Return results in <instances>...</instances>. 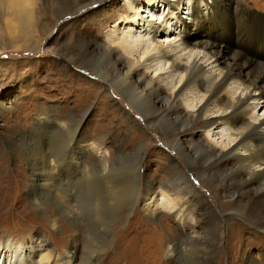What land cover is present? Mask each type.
Listing matches in <instances>:
<instances>
[{
	"label": "bare ground",
	"instance_id": "1",
	"mask_svg": "<svg viewBox=\"0 0 264 264\" xmlns=\"http://www.w3.org/2000/svg\"><path fill=\"white\" fill-rule=\"evenodd\" d=\"M64 1L77 13L102 0ZM107 1H112L111 6L119 12L115 19L104 17L103 37L97 34L87 40L88 23L75 26L74 35L66 39V44L85 58L82 68L100 78L98 82H87L73 102L78 105L86 101L96 86L120 94L146 125L140 134L143 143L135 148V154L151 153L143 140L147 137L146 129L151 127L160 133L169 149L186 161L187 169L165 154L172 174L155 186L142 180L140 157L134 152L127 168H122L119 161L131 156L123 144L110 151L103 145L104 139L94 140L77 129L90 108L84 105L78 112L70 109L68 117L74 128L62 148L41 154L37 162L26 151L25 167L17 166L20 170L17 172L27 170L26 195L33 205L42 204L36 189L46 188L56 212L70 218L81 208L72 202L71 196L78 197L83 188L88 190L90 183L100 179L98 190L94 188L88 198L87 208L91 211L90 217H97V224L104 227L106 243L112 242L110 228L114 214L123 208L119 215L125 216L133 207H138L140 214L149 219L162 212L169 213L179 226L177 238L169 239L164 248L160 240L152 259L157 257L159 249L164 250V259L176 256L180 261L192 260L198 252L206 256L211 247L209 241H215L212 240L213 219L198 227L200 214L195 215L194 207L202 208L203 219L210 217L211 207L202 200V192L191 175L209 188L216 183L212 192L222 198L228 196L220 206L237 205L248 213L246 205H252L253 199L258 198L263 200L260 211L264 213V56L245 43L250 26L263 25L260 15L238 0ZM36 11V0H0V26L18 43L16 49L24 44H19L20 41L33 37ZM93 17V21L98 18ZM43 32V27L35 28V42L39 43L37 38ZM68 55L69 52L65 53ZM94 57L95 63L90 64ZM67 60L75 63L73 56ZM103 97L105 101L99 98L100 103L95 106L104 111L112 108L110 112L105 111L108 120L116 121L118 117L119 123L134 122L130 113L125 115L122 108L121 113L119 108L109 106V95ZM56 122L60 121L53 113H38L32 126L19 130L17 135L28 136L38 127ZM199 127L209 143L202 144L193 137ZM3 163L0 157V167L4 169V174H0V196L6 198L20 183ZM247 193L248 199L244 201V195L239 194ZM2 197L0 203L5 202ZM49 223L50 227L57 228L58 219L49 218ZM142 228V225L136 226V230ZM239 228L237 223L230 226L228 232H235L228 234L230 241L239 238L236 232ZM157 232H161L159 227ZM122 235L118 237L116 250ZM18 240L9 236L0 238V264H66L69 261L75 264L78 259L75 242L70 243L69 250L58 254L50 249L42 235ZM247 264L264 263L254 257Z\"/></svg>",
	"mask_w": 264,
	"mask_h": 264
},
{
	"label": "rangeland",
	"instance_id": "2",
	"mask_svg": "<svg viewBox=\"0 0 264 264\" xmlns=\"http://www.w3.org/2000/svg\"><path fill=\"white\" fill-rule=\"evenodd\" d=\"M81 1L84 2V0ZM111 2L102 0L76 13L64 0H36L34 35L35 28L39 30L43 27L44 32L40 35L41 37L37 38L40 40L39 43L35 42L33 35L30 37L31 39L24 40L25 42L20 41L19 44H24L18 49L15 46L18 43L13 42L10 39V34L0 26V157L4 161L3 167L8 169L9 173L14 175L17 182L20 183L16 188L14 187L12 192L9 191L10 194L6 198L0 196V198H5V202L0 203V238L9 236L20 239L18 241H27L31 236L42 235L50 249L53 248L58 254L69 250L70 245L75 242V252L78 256L75 264L84 262L86 264H247L248 260L254 257L264 263V227H261V224H264V213L260 211L263 200L254 198L252 205H246L249 207L248 213H245L241 206L230 204L220 206V202L228 199V196L220 197L219 194L211 190L216 187V183L211 182L209 188L195 180L193 175H191V179L200 188L203 195L202 200L211 207L208 219H203L201 207H194L195 215L200 214V217H197L201 222L198 227H202L209 219H213L214 237L212 240L215 241H209L211 247L206 256L198 252L197 256L194 254L192 260L180 261L176 256L164 259L163 249H159L157 257L152 259L153 251L158 247L160 240L162 248H164L169 239L175 240L179 234L176 220L165 212L159 213L157 217L150 218L154 220H150L140 214L138 207H133L125 216L119 215L120 212H123V208H121L119 213H115L112 218L110 228L112 242L106 243L104 227L97 224V217L94 219L90 217L91 211L88 210V198L94 188L98 190L100 179L90 183L88 190L83 188L78 197L71 196L74 200L72 202L81 207L80 212L74 213L71 218L69 215H64L63 212H56L51 194L46 188L36 189L38 198L42 202L40 205H33L27 197L25 183L29 176L25 169L24 173H18L17 171L20 170L17 169V166L25 167L26 151L31 152L32 159L37 162L41 154L57 150L59 147V149L62 148V144L64 145L68 134L74 128V123L68 117L70 109L78 112L83 109L84 105L90 106L77 129L79 128L84 136L94 140L104 139L103 145L110 151L111 148L118 147V144H123L124 149L131 155L135 148L143 143L140 134L146 125L138 113L124 103L120 94L109 89V91H104L102 87L96 86V89L94 88L92 91L93 94L87 97L86 101L78 105L73 102L78 95L82 94L81 90L85 89L84 85L88 84L87 82H98L100 78L82 68L85 58L78 50L74 51L71 45H67L66 39L70 35H74L75 26L80 27L88 23L90 29L86 35L87 40L95 38L97 34L103 37L105 35L104 17L107 20H112L117 18L119 12L114 6H111ZM238 2L260 15V23L263 25L258 27L251 25L245 43L251 44L255 47L254 50L258 55L264 56V0H238ZM120 5L121 3L118 4V6ZM234 5L232 4V6ZM34 7L35 5H33ZM82 13H84L83 16L80 15ZM94 15H97L98 18L93 21L91 17ZM1 20L0 18V22ZM50 29L51 32H49ZM67 52H69V57H74L75 63L67 60L68 56H65ZM94 60L95 57L89 61L90 64L95 63ZM103 95H109V106L114 109L119 108L121 113L125 111V115L130 113L134 122L119 123L118 117L116 121L108 120L105 111L110 112L112 108L108 107L104 111L95 106L99 102V98L105 101ZM120 108L123 110L120 111ZM42 112L53 113L60 122L38 127L34 130V134L31 133L28 136L17 135L19 130L32 126L38 113ZM261 112L260 108L258 113L261 114ZM195 132L194 138L202 144L209 143L200 127L196 128ZM146 136L143 140L151 153H137V155L135 152L132 153L140 157L139 171H142V180L153 182L155 186H159V183L164 182L172 174L169 161L164 156L167 153L176 163L187 169L186 161L165 145L160 133L148 127ZM129 138L131 140H128ZM36 146L38 150L40 149L39 151L36 150ZM132 159L131 155L129 159L120 160V166L126 169ZM93 167L96 169L97 166ZM0 168V174H4V169ZM47 188L49 189V187ZM77 191L79 192V190ZM243 195L244 201H246L248 193L239 194V196ZM52 217L58 219L57 228L50 227L49 218ZM234 223L240 226L236 230L239 238L237 237L236 241H230V235L235 232L230 233L228 230ZM137 225H142L143 228L136 230ZM158 227L161 232H157ZM121 234L123 237L120 238L119 247L116 250L115 246L118 244L117 240ZM90 236L93 238L91 239ZM112 256L115 258L113 259ZM65 263L73 264L72 261Z\"/></svg>",
	"mask_w": 264,
	"mask_h": 264
}]
</instances>
